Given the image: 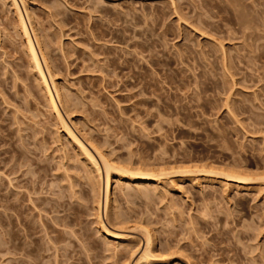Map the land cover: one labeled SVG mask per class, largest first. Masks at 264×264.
<instances>
[{
    "label": "rangeland",
    "instance_id": "obj_1",
    "mask_svg": "<svg viewBox=\"0 0 264 264\" xmlns=\"http://www.w3.org/2000/svg\"><path fill=\"white\" fill-rule=\"evenodd\" d=\"M14 1L88 149L131 169L264 179V0ZM10 2L0 0V264H134L144 229L153 264H264L259 179L235 189L197 174L145 184L112 176L111 218L128 223L100 211L102 222L134 240L101 232L89 169L30 72Z\"/></svg>",
    "mask_w": 264,
    "mask_h": 264
},
{
    "label": "bare ground",
    "instance_id": "obj_2",
    "mask_svg": "<svg viewBox=\"0 0 264 264\" xmlns=\"http://www.w3.org/2000/svg\"><path fill=\"white\" fill-rule=\"evenodd\" d=\"M10 3H12L11 6H12V9H13V12H14V15H15L14 17L16 18L17 29H18V31H19V33H20V35L23 38L24 43H25V48H26L25 51L27 53V57H28V60H29V64H30V67L32 69V71L30 70V72H33V75L35 76L36 81L40 85L41 90H42L43 95H44V98H45L44 100L47 103L46 105L48 106V109H49L50 113H52V115L54 116V119L56 121V124L58 125V127L60 128V130L63 132V134H64L65 138L67 139V141H69L71 144H73L75 146L74 148H77V151L79 153V156H81L80 158L82 159V164L84 163V165L89 169V171L88 170L87 171L90 174L89 173L88 174L89 175L92 174V176H89L87 174L88 177H86V178L87 179L89 178L88 179V182L91 181L89 184H90V188H91V191L93 193V196H94V200L95 201L93 200V198H92V200L95 203V207H96V210H97L96 212L98 213L97 214L98 215L97 216L98 217L97 220L99 221V225H100L99 228L101 229V232H103V234L106 237L112 238L113 240L118 241L119 243H122V244L124 243L126 246L128 244V246H129V244L132 243L133 237L132 236H129L127 234L111 233L107 229V227L104 225V223L102 222V218H101V215H100V211L104 212V216H105L106 220L107 221L109 220V222L112 223V224L113 223L119 224V226L116 225L117 227L124 226L125 224L128 223L127 222L128 220L125 217H123V218H125L127 220L126 223L124 222L125 220L122 217L121 218L124 221L121 220L120 216L119 217H114L113 216V218H111L112 216H111V213L110 212L112 211L111 209H113V208H111V205H113V203H111V202L113 200L111 201L112 198H111V195H110L109 188H110V183H111L112 176L113 177L115 176L114 179H115L116 183H120L122 181H126V182H132V181H134V182H138V184L139 183L140 184H145V183H159V182H162L163 178H165V176L168 175L169 172L171 173L173 170L172 171L171 170H166L167 172L169 171L168 174H166L165 172H163V170L162 171L160 170V171L156 172L154 169H153L154 171L153 170L150 171V170H147L144 167H143L144 169H142V167L136 168V169H131L130 167L129 168L128 167L126 168V167H123L121 165L120 166L119 165H114L115 163H110L102 155V153H100L98 150L94 149V147L92 149L93 151H91L90 149H88V147H86L77 138V136L73 133L72 129L70 128V126L68 125V122H67V121H69L68 119H70V116H71V114L69 116V112H70L69 111V104H68L69 102H67V100L66 101L63 100L64 99L62 97L63 95H61L62 94V93H60L61 91H59V88L56 86V83L53 80L52 74H51V72L49 70L50 65H49V63L47 64V61H46L45 57L42 54V49H44V48H41V45H40V43L42 41L40 42L39 41V38H37V34H35V30H34L33 26L31 25L30 27H28V25L24 21V18L22 17L21 11H20L18 5L16 4V2L14 0H12V2H10ZM30 34L33 35V38L30 37ZM221 45H222V43H219L220 50H221V52H223L224 51L223 50V46H221ZM222 56L223 57H221L222 58L221 60L224 62V60L226 58H225L224 55H222ZM109 63H111V64L114 65L115 62L113 60H111V61H109ZM223 69L224 70H228L227 65H225L224 63H223ZM146 102L147 101L142 102V101L139 100V102H137V103L140 104V105H147L148 102L147 103ZM258 102H260V101H258ZM58 105L61 106L60 107V108H62L61 111L63 110L62 112H64L65 117L62 116V113L60 112V108H59ZM70 105H72V102L70 103ZM225 105H226V103H225ZM227 106H228V104H227ZM73 107H75V106L73 105ZM228 107H227V111L229 113H231V115L233 117H235L236 115H238L236 112L231 111L230 108H228ZM238 107H244V106L242 105V106H238ZM240 109L238 110L239 112L240 111H243L242 109L241 110ZM243 112H241V113H243ZM233 117H232V119H233ZM65 118H67V119H65ZM254 122L257 123L258 121L256 120ZM177 168H179V167H177ZM184 168L185 167L181 168L182 170L181 169H177L176 171L174 170L175 172H172L171 173V174H174V176H171V177H174V178L175 177L187 178V179H189V181L193 182V179L194 178L191 180V177H193V176L195 177L196 176L195 174H197V176L199 175L200 178H202V180L206 179L207 182H209V183L216 177V179L221 178V179L227 180L228 182H231L232 184L235 185V187H237L235 189H238V186L242 187V189L249 188L248 186L251 185L250 183H252V182L255 183L258 179L260 181H257L256 182L257 184L259 182H264V179L262 180V178H259V176H258V179H256L255 177L250 178L252 176L247 175V173L246 174H243L242 172H237L236 171L237 174H233L235 172L234 171V172H231V173L229 172L230 174H226L227 172H225V173H223L222 171L220 172V170L222 168H219V171L218 172H216V169L213 171L212 167L211 168H207L208 170L206 168L204 169V167H203L204 170L203 169L202 170H198V167H196L197 169L194 167V169H196V170H194V169L193 170L192 169H187V168L184 169ZM231 170H232V168H231ZM168 177H170V176H168ZM260 177H262V176H260ZM196 178L198 179V177H196ZM176 179L178 180L179 178H176ZM180 180H183V179H180ZM221 182H222V180H221ZM221 182H220V184H221ZM209 183H208V185L211 184V183L210 184ZM231 183H229L227 185L230 186V185H232ZM255 186H257V185H255ZM109 210H111V211H109ZM113 213H114V211H113ZM116 213H118V212H116ZM113 215H115V214H113ZM118 215H119V213H118ZM121 224H123V225H121ZM116 229H119V228H116ZM139 230H140V228H139ZM142 232H143V238H144V241H143L144 243L142 242L143 243L142 244V254L138 257V259L135 261L134 264H153L152 261L157 256L154 254L155 252L153 253L154 250L152 249V247H153V244H152V242H153L152 241V236L150 234V231L147 230V229L142 230ZM135 241H136V239H135ZM140 242L141 241H138V242H135V243H139V244H136V245L141 246L140 245ZM136 247H138V246H136ZM134 248H135V246H134ZM134 248H133V250H135V251H133V250L130 251V249H129L130 252H128V254H130V253L131 254L128 255V257H129L128 258L129 260L127 261L128 263H129L130 260L133 259V257L137 253L139 247L137 249H134ZM55 258H56V256H55ZM66 260H67V258H66ZM55 261H57V260H55ZM55 261H54V264H55Z\"/></svg>",
    "mask_w": 264,
    "mask_h": 264
}]
</instances>
